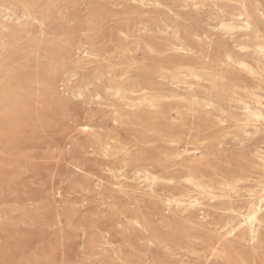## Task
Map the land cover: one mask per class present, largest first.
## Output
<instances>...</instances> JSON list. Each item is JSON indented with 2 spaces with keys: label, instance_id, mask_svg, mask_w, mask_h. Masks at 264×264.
I'll return each mask as SVG.
<instances>
[{
  "label": "rangeland",
  "instance_id": "1",
  "mask_svg": "<svg viewBox=\"0 0 264 264\" xmlns=\"http://www.w3.org/2000/svg\"><path fill=\"white\" fill-rule=\"evenodd\" d=\"M264 0H0V264H264Z\"/></svg>",
  "mask_w": 264,
  "mask_h": 264
},
{
  "label": "bare ground",
  "instance_id": "2",
  "mask_svg": "<svg viewBox=\"0 0 264 264\" xmlns=\"http://www.w3.org/2000/svg\"><path fill=\"white\" fill-rule=\"evenodd\" d=\"M264 116V115H263Z\"/></svg>",
  "mask_w": 264,
  "mask_h": 264
}]
</instances>
